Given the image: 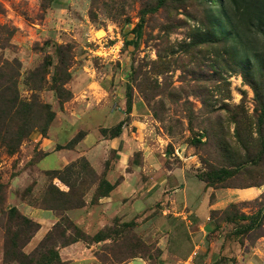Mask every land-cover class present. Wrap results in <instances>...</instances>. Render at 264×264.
Segmentation results:
<instances>
[{"label": "rangeland", "instance_id": "1", "mask_svg": "<svg viewBox=\"0 0 264 264\" xmlns=\"http://www.w3.org/2000/svg\"><path fill=\"white\" fill-rule=\"evenodd\" d=\"M214 1L166 0L163 8L149 12L156 0H0V86L16 88L20 100L35 102V122L47 129L45 135L36 128L17 140V118L11 113L0 119V264H40L48 248L62 264H173L168 243L187 254L201 246L198 235L190 236L183 224L161 217L164 207H151L147 195L138 194L118 215H110L100 204L106 175L83 158L60 170L39 167L41 140L65 139L57 148L71 147L84 135L68 128L79 118L70 122L62 117L72 98L60 91V81L66 73L63 88L71 96L73 81L89 70L106 76L128 102L136 97L146 104L143 115L150 117L141 142L149 159H160L167 169L188 164L208 189L261 188L257 199L210 215L216 226L206 242L220 248L221 264H248L241 251L255 245L264 253V151L259 147L264 123L258 126L261 104L238 66H253L248 81L264 91L258 84L264 71L256 67L264 55V38L244 26L230 45L203 44L207 17L215 14L221 24ZM227 13L224 23L232 27L236 19ZM39 106L50 108V121ZM54 162L50 157L46 164ZM224 169L234 176L215 182ZM57 171L62 181L55 178ZM188 193L193 224L208 230L195 189ZM184 201L183 194L176 195V202ZM11 208L38 225L32 214L48 211L53 222L41 232L39 225L35 233L23 220L6 216ZM238 215L258 218L259 225ZM154 216L163 235L151 221ZM248 225L254 227L244 233ZM42 242L43 252H35Z\"/></svg>", "mask_w": 264, "mask_h": 264}, {"label": "crops", "instance_id": "2", "mask_svg": "<svg viewBox=\"0 0 264 264\" xmlns=\"http://www.w3.org/2000/svg\"><path fill=\"white\" fill-rule=\"evenodd\" d=\"M71 92L73 97L64 109L69 111L68 115L62 114V117L68 118L70 122L74 118H79L77 125L70 123L68 128L74 126L71 134L80 130L84 135L71 147L57 148V144H65L63 141L65 139L60 137V140L57 138L41 140L40 149L44 152V158L40 161L39 167L44 171L60 170L77 158L85 159L97 173H105V180L114 186L110 194L100 200V204H104L106 212L110 215H118V212L125 209L124 206L138 199V194L147 195L152 199L151 207L154 205L164 207L160 209L161 217L171 218L174 223L183 224L182 228L189 230L190 236L198 235L201 246L195 247V250L200 254L195 250L187 254L177 248L171 249L168 243L166 252L173 259V264H221L218 258L222 254L220 248L206 242L207 235L216 226L210 218L211 212L221 211L229 204L255 200L262 194L261 188L208 189L204 182L188 170V164L167 169L160 159H149L141 142L142 127L150 117L143 115L148 112L146 104L141 99L133 97L128 110L127 98L120 88L108 85L106 76L100 72L89 70L88 73H81L79 78L73 81ZM119 125H121L119 132L112 135L111 132ZM137 155L140 162L135 161ZM50 157L54 158L55 162L49 166L46 163ZM144 174L147 176L146 179L143 177ZM192 188L196 191L198 202L207 212L208 230L205 224H193L191 220L193 214L187 208V202L188 192ZM180 193L184 195V203L176 202V195ZM50 214L48 211L32 214L41 226L40 232L45 230L44 224L53 222ZM154 218L155 216L151 218L152 223ZM153 225L161 234L155 222ZM40 232L36 237L40 236ZM75 247L77 245L70 248ZM254 247L241 251V257L244 260L249 258L248 264H264V253L257 245ZM248 251L251 254H248Z\"/></svg>", "mask_w": 264, "mask_h": 264}, {"label": "trees", "instance_id": "3", "mask_svg": "<svg viewBox=\"0 0 264 264\" xmlns=\"http://www.w3.org/2000/svg\"><path fill=\"white\" fill-rule=\"evenodd\" d=\"M165 2H166V0H156V6L154 8H151L149 10V12H156L157 10L163 8V6L165 5ZM210 2L211 1H209V3ZM214 3H217L220 6V9H221V12H220V14H221L220 20L221 21H220V23L222 25L221 24H218V25L221 28H223V30L221 28H219V26L216 24L215 14L211 15L210 17L208 16L207 17L208 32L205 34V36L207 37V41H201V42H203V44L206 43V45H208V46L209 45L219 46L221 44H223V45L229 44L230 45L231 41L234 40V38L237 36V33L240 32L239 28L240 27L242 28L244 26H245L244 28L249 33H251L253 36H258V37L264 38V0H219V1L217 0L216 2L214 1ZM227 12H230L232 14L233 18L236 19V24L232 27L229 26L227 22L224 23V16H226L227 14H228V16H230L229 13H227ZM146 14H147V11H144V13H142L141 21H140V24L137 25V29L142 28V23H143V20H144V17ZM220 30H222L221 32L223 33V36L221 37V39H218L217 37L219 35ZM223 54H224V56L227 55V51H225ZM228 55H230V54H228ZM262 57L263 58L261 59V62H259V64L256 67H258V68H260V70L262 69L264 71V55ZM247 64H248V66H246V67L242 66L240 63L238 64V66H239L240 70L243 71L242 73L244 74L245 81L249 82V84L254 88L255 96L260 101L261 113L258 116V126L260 128H263V123H264V91L262 90V86H260L261 87L260 88L257 85V83H254L253 81H251L252 82L251 83L250 81H248V80H251L250 79L251 76L249 75V72L252 74L254 70H253V66H251L249 63H247ZM66 75L67 74L65 73L63 75V81H60V82H62L61 83L62 88H60V91L66 95V98L67 97L72 98V95L70 96V93L66 92L65 89L63 88V86L66 84V81H68V78ZM261 79H262L261 81L258 80V84H261L264 86V77H261ZM252 80L255 81V79H252ZM39 83H42V81L40 79H39ZM35 104H36L35 102H34V104H31L30 102L20 100L16 88H12V87L10 88L8 86H4V87L0 86V119L2 120L4 115L6 118L8 115L10 117L11 113L15 118H17V124L19 123V126H20L18 128V131L20 133H19V135L17 134V140H19L20 138H25L27 136V134H29L31 131H33L36 128L38 130H40V132L43 135H45L46 130H47L46 126L43 128L38 127L37 123L35 122V111H34V105ZM130 106H131V102H128V100H127V109L128 110L130 109ZM40 108L43 109L45 118L49 119V121H50L52 119L50 108L48 106H43ZM47 125H48V123H47ZM249 126H250V124H249ZM120 127H121V125L116 127V129H114V131H112L111 134L112 135L117 134L120 130ZM105 132L106 131L104 130L103 133H105ZM78 141L79 140H77L74 144H76ZM244 147H246V149L249 148L247 145H245ZM259 147L261 148L262 151H264V142L263 141H260ZM246 151H248V150H246ZM260 161H261V159H260ZM59 173H60V171L55 172V178L62 181L61 178L57 177V174H59ZM234 174H235L234 171H231V170L226 171L224 169V171H221L219 174H216L218 177H217L215 182L223 181L227 178L234 176ZM197 178L205 183V181L203 180L202 177L198 176ZM101 184L104 185V187H105V193L103 195H100V199L107 197L114 188V186L110 185L106 180L102 181ZM208 187L210 188L211 186H208ZM252 187H254V186H252ZM252 187H246V188H252ZM246 188H240V189H246ZM215 212L216 211H212L211 215L215 214ZM6 216L10 219L16 218V219L23 220L25 223V228L26 229H33L35 233L40 228V226L38 224L34 223L35 224L34 225L31 222V220H27V219L22 218V216L19 214V212L17 211L16 208L9 209L7 211ZM252 217H248L245 215H238V218L241 221L252 219L253 224L258 226L259 225L258 218H252ZM253 227L254 226H252V225L245 226L244 233L251 231L253 229ZM43 247H45V246L43 245V242H42L40 244V248H37L35 250V252L38 251L39 253H42ZM41 256H42V259L40 261V264H62L60 261L58 253L52 249L48 248L47 252L45 254H41Z\"/></svg>", "mask_w": 264, "mask_h": 264}, {"label": "water", "instance_id": "4", "mask_svg": "<svg viewBox=\"0 0 264 264\" xmlns=\"http://www.w3.org/2000/svg\"><path fill=\"white\" fill-rule=\"evenodd\" d=\"M133 264H141V263H138V262H133Z\"/></svg>", "mask_w": 264, "mask_h": 264}]
</instances>
